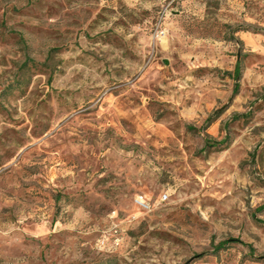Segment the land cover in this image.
<instances>
[{
  "label": "rangeland",
  "instance_id": "374dc122",
  "mask_svg": "<svg viewBox=\"0 0 264 264\" xmlns=\"http://www.w3.org/2000/svg\"><path fill=\"white\" fill-rule=\"evenodd\" d=\"M0 264H264V0H0Z\"/></svg>",
  "mask_w": 264,
  "mask_h": 264
},
{
  "label": "trees",
  "instance_id": "16d2710c",
  "mask_svg": "<svg viewBox=\"0 0 264 264\" xmlns=\"http://www.w3.org/2000/svg\"><path fill=\"white\" fill-rule=\"evenodd\" d=\"M227 74H229L235 79L239 78V76L241 75V61L240 60L237 61L234 72H227ZM237 88H238V85L236 86V89ZM207 121H208L207 123H211L213 120L209 118ZM190 128H193V127H190ZM227 141H228L227 137L222 140H217L211 137L209 134H207L205 136V147L206 148L220 147L223 144H225ZM233 242H240L244 244V242L240 239L229 238V239H225L217 243L215 245V251L220 250V249H225L229 247ZM250 250L251 252L254 251L253 248H250Z\"/></svg>",
  "mask_w": 264,
  "mask_h": 264
},
{
  "label": "built area",
  "instance_id": "2783aa9c",
  "mask_svg": "<svg viewBox=\"0 0 264 264\" xmlns=\"http://www.w3.org/2000/svg\"><path fill=\"white\" fill-rule=\"evenodd\" d=\"M139 202L143 203V201H142V200H139Z\"/></svg>",
  "mask_w": 264,
  "mask_h": 264
}]
</instances>
